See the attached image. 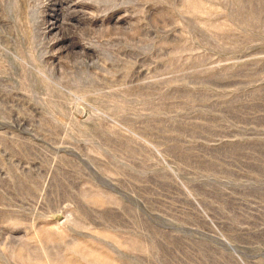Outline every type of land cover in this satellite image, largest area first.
I'll use <instances>...</instances> for the list:
<instances>
[{
	"label": "rangeland",
	"instance_id": "obj_1",
	"mask_svg": "<svg viewBox=\"0 0 264 264\" xmlns=\"http://www.w3.org/2000/svg\"><path fill=\"white\" fill-rule=\"evenodd\" d=\"M0 264H264V0H0Z\"/></svg>",
	"mask_w": 264,
	"mask_h": 264
}]
</instances>
